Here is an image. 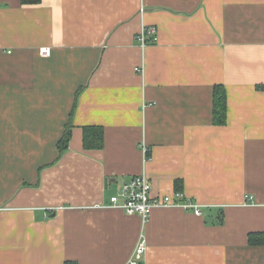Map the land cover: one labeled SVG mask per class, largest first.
Wrapping results in <instances>:
<instances>
[{
    "label": "crops",
    "instance_id": "0c3cea01",
    "mask_svg": "<svg viewBox=\"0 0 264 264\" xmlns=\"http://www.w3.org/2000/svg\"><path fill=\"white\" fill-rule=\"evenodd\" d=\"M262 86L264 0H0V264H264ZM142 173L202 214L109 207Z\"/></svg>",
    "mask_w": 264,
    "mask_h": 264
},
{
    "label": "built area",
    "instance_id": "2783aa9c",
    "mask_svg": "<svg viewBox=\"0 0 264 264\" xmlns=\"http://www.w3.org/2000/svg\"><path fill=\"white\" fill-rule=\"evenodd\" d=\"M135 39L142 48L155 44L157 42L156 28L154 26H143ZM39 54L48 57L50 49L41 48ZM139 71H141L139 68L135 69V72ZM143 152L147 153L145 147H143ZM108 206L120 209L130 216H138L143 226L148 222L152 211L155 209L180 208L191 211L197 216L202 214L200 207L185 199L181 192L175 191L172 195L154 198L151 193L150 180L145 173L139 174L124 183L118 193L110 198ZM144 251L145 237L141 234L132 258L127 264H138V259L143 256Z\"/></svg>",
    "mask_w": 264,
    "mask_h": 264
},
{
    "label": "trees",
    "instance_id": "16d2710c",
    "mask_svg": "<svg viewBox=\"0 0 264 264\" xmlns=\"http://www.w3.org/2000/svg\"><path fill=\"white\" fill-rule=\"evenodd\" d=\"M22 4H38L40 0H20ZM259 89H264V86ZM225 93L222 88L216 87L214 91V123L223 125L225 123ZM71 135V124H67L64 134L58 142V158L68 148ZM82 145L84 149H101L103 146V131L101 127H88L83 130ZM178 191V190H177ZM180 192V191H178ZM250 246L264 245V233H250L248 236ZM63 264H77L75 261H66ZM142 264V263H138Z\"/></svg>",
    "mask_w": 264,
    "mask_h": 264
}]
</instances>
